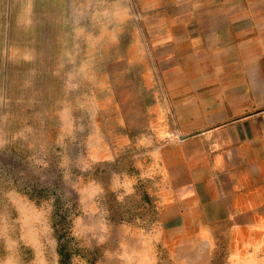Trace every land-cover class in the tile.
<instances>
[{
    "label": "rangeland",
    "instance_id": "obj_1",
    "mask_svg": "<svg viewBox=\"0 0 264 264\" xmlns=\"http://www.w3.org/2000/svg\"><path fill=\"white\" fill-rule=\"evenodd\" d=\"M176 3L0 0V264H264V148L206 168L211 118L259 100L165 89Z\"/></svg>",
    "mask_w": 264,
    "mask_h": 264
},
{
    "label": "crops",
    "instance_id": "obj_2",
    "mask_svg": "<svg viewBox=\"0 0 264 264\" xmlns=\"http://www.w3.org/2000/svg\"><path fill=\"white\" fill-rule=\"evenodd\" d=\"M176 5L200 11L195 13L196 16L164 22L165 32L158 39L159 73L165 74L167 81L174 77L172 85L164 86L165 89L213 91V96H218L219 101L212 106L222 109L231 105L229 101L234 97L246 99L245 93L251 90L259 100L256 103L251 99L244 100L241 104L243 110L225 109L223 118H211V121L223 120L208 128V136L211 133L215 139L212 149L216 151L217 162H213L212 167L207 163L206 168L211 171L235 170L232 168L237 165L234 162L241 153L247 152L249 143L254 141L264 148V109L228 118L232 113L244 111L246 105H264V0L195 3L177 0ZM175 75H181L180 86L175 84ZM213 174L208 179L212 180L211 184L229 185L225 179L229 176L219 179L220 175ZM232 179L236 180V177L232 176ZM232 179V190L239 192L236 195H242L236 196L235 200H247L244 197L247 193L245 184L237 180L232 183ZM229 200L235 201L233 198Z\"/></svg>",
    "mask_w": 264,
    "mask_h": 264
}]
</instances>
